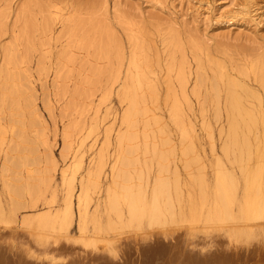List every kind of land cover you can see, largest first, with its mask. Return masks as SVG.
Segmentation results:
<instances>
[{"label": "rangeland", "instance_id": "obj_1", "mask_svg": "<svg viewBox=\"0 0 264 264\" xmlns=\"http://www.w3.org/2000/svg\"><path fill=\"white\" fill-rule=\"evenodd\" d=\"M94 19L114 42L108 58L84 43L90 35L96 42L84 33ZM215 62L225 75L217 80ZM0 71V256L17 264H147L141 254L156 245L169 250L163 263L187 264L195 251L226 259L241 250L192 221L190 209L200 205L202 180L205 213L219 171L235 179V211L245 181L264 187V0H0ZM226 76L254 93L237 89L257 119L239 129L245 141L228 135ZM129 91L140 109L133 128L121 121ZM130 131L133 139L122 138ZM160 182L169 183L176 221L130 220L124 190L149 206ZM113 193L121 213L107 205ZM159 200L164 206L166 196ZM260 221L246 225L264 228Z\"/></svg>", "mask_w": 264, "mask_h": 264}, {"label": "bare ground", "instance_id": "obj_2", "mask_svg": "<svg viewBox=\"0 0 264 264\" xmlns=\"http://www.w3.org/2000/svg\"><path fill=\"white\" fill-rule=\"evenodd\" d=\"M96 21V19H94ZM94 20H92L90 22V30L86 33L85 36H88L89 34L95 33L98 37L96 38V42L94 39H91V35H90V39L89 37L86 39V41H84V43H89L90 41V45L91 46H95L97 47V54L100 56L101 54L105 55V57L108 58V51L109 49L112 47V42L111 41V35L109 30H107L108 27H106V25L103 27L102 24L100 22H94ZM81 22L79 21L78 24H80ZM28 29V28H27ZM27 29H26V33H27ZM88 33V34H87ZM134 36V35H133ZM132 36V37H133ZM137 37V36H136ZM135 36L132 38V45L134 47H139L141 46L139 43V40L136 38ZM86 38V37H84ZM130 38V37H129ZM173 38V37H172ZM111 41V42H110ZM130 42V41H129ZM143 43V42H142ZM141 43V44H142ZM97 45V46H96ZM144 45V44H142ZM118 46V45H117ZM114 48V47H113ZM116 48V47H115ZM144 48V47H143ZM140 49V47L138 48ZM136 49V50H138ZM117 50V48H116ZM145 51V50H144ZM143 51V52H144ZM117 52V51H115ZM135 58V57H134ZM146 59V58H145ZM135 60V59H134ZM129 61V60H128ZM142 64V63H141ZM129 65V64H128ZM146 65V63H145ZM209 65V64H208ZM214 65V64H213ZM130 66V65H129ZM215 66H216V73L212 76L213 80H217L218 78H223L225 75L222 72V66L220 65V63L215 62ZM142 67V66H141ZM214 67V66H213ZM212 67V68H213ZM144 68V67H143ZM210 68V65H209ZM129 69V68H128ZM202 69V68H201ZM212 70V69H211ZM1 72V71H0ZM130 72V71H129ZM132 72V71H131ZM135 72V71H134ZM144 72V70H143ZM200 72V71H199ZM214 72V70H213ZM128 73V71H127ZM131 74V73H130ZM136 73H134L135 75ZM186 74V72H185ZM127 75V74H126ZM139 75V74H138ZM180 75V74H179ZM182 75V74H181ZM130 76V75H129ZM200 83L204 80V76L203 74L198 75ZM131 77V76H130ZM129 77V78H130ZM136 77V75H135ZM140 77V76H139ZM142 77V75H141ZM148 77V76H147ZM263 77V76H262ZM182 78V77H181ZM181 78L180 81L181 82ZM186 77H184L185 79ZM127 78H125L126 80ZM132 79V78H130ZM260 79L261 75H260ZM264 79V77H263ZM138 80V79H137ZM143 80V79H142ZM126 82V81H125ZM133 83V81H131ZM143 82V81H142ZM207 82V80H206ZM139 84H141V81L138 80ZM144 84V83H143ZM182 84H183V80H182ZM132 85V84H131ZM184 85V84H183ZM133 86V85H132ZM142 86V85H140ZM243 86V87H242ZM244 85H241V83H239L238 81L232 79L229 76H226V99H225V111H226V115H227V121H228V125H229V133L228 135H230V138L233 140V142H237L238 140L240 141V139H243L245 141L246 137L244 135H240L239 133V129L240 128H245V127H250V124H257V119L256 117L250 112L249 107L243 102L242 100V95L240 93H238V91L240 90V88H242V91L245 92L246 96H254V93L248 89L247 87H245ZM134 88V87H133ZM239 88V90L237 91V89ZM124 89V87H123ZM128 89V88H127ZM152 89V88H151ZM130 90H131V86H130ZM142 90V89H141ZM134 91L135 88H134ZM133 91V92H134ZM153 91V90H152ZM131 93V91L128 92V96L127 98L129 99V103L131 108L128 110L126 109V112L124 115H122V123L127 122L128 124H131V127L133 128L134 123L132 122V117L135 116V114H139L140 113V109L136 108L138 105L136 104L138 101V97L136 95V93ZM143 93V92H142ZM215 93V92H214ZM119 95V94H118ZM217 95V94H215ZM218 96V95H217ZM137 97V98H136ZM214 97V96H213ZM123 98V96H122ZM126 98V97H125ZM126 98V99H127ZM124 101V100H123ZM144 101V100H143ZM141 104V103H140ZM128 106V104H127ZM139 107V106H138ZM127 108V107H126ZM142 109V108H141ZM139 110V111H138ZM147 110V109H144ZM221 110V109H220ZM98 112V109L95 110V114ZM175 112V110L173 111ZM144 113H147V111H144ZM143 113V114H144ZM136 114V115H137ZM142 114V113H141ZM142 114V115H143ZM174 114V113H172ZM176 114V113H175ZM146 115V114H145ZM177 115H175L176 117ZM178 118V117H176ZM131 129V128H130ZM194 129V128H193ZM135 134V132H134ZM108 135V134H107ZM132 131L129 132V134H126V136H122V138H126V139H133L132 136ZM120 136V135H119ZM132 136V138H131ZM135 136V135H134ZM80 138V137H79ZM107 138V137H106ZM229 138V137H228ZM82 140V138H81ZM124 140V139H123ZM230 140V139H229ZM121 141V137L120 140ZM243 142V141H242ZM118 143V142H117ZM237 144V143H236ZM84 145V144H83ZM239 145V144H238ZM241 145V144H240ZM229 146V145H228ZM237 146V145H235ZM230 148V147H229ZM228 148V149H229ZM236 148V147H235ZM157 149V148H156ZM194 149V148H193ZM242 149V148H241ZM133 148H129L126 149V153L127 154H132ZM154 150V149H153ZM76 151V150H75ZM156 151V150H155ZM195 151V150H194ZM79 152V151H78ZM229 152V151H227ZM197 154V153H196ZM51 155V154H50ZM199 156V155H198ZM51 158V157H50ZM236 159V157H235ZM53 161L55 162V160L53 159ZM56 165V163H55ZM259 168V167H258ZM99 172V171H98ZM65 173V172H63ZM255 175V174H254ZM256 175H260V169L256 172ZM262 175V174H261ZM248 176V175H247ZM98 177V176H97ZM255 177V176H254ZM259 177V176H258ZM66 178V176H65ZM246 178V177H245ZM248 178V177H247ZM246 178V179H247ZM259 179V178H258ZM255 180V179H254ZM83 181V180H82ZM98 181V179L96 180ZM83 183V182H82ZM97 183V182H96ZM255 183H257V181L255 180ZM254 183V184H255ZM167 185H169V183H165V182H160L156 184V187L154 188L153 194H152V198H151V204L149 206H145L143 203H140V198L138 196H133V193L129 192L128 190H124L125 195L127 196V211H128V215L130 220L132 221H138L140 219H142L143 217H146V215H148V217L150 218V222L153 224H161V223H165V222H175L176 221V214L174 213V209H173V205L170 201V196H169V190L167 188ZM200 186V205H196L191 207L190 209V214H191V220L192 221H199L202 220L203 223H206V227H205V231L211 234H214L216 232H223L225 234L224 237H228L231 240H235L237 241V243L241 242V250L237 252V255H233V253L229 254L228 257L222 258V256L218 257L217 255L220 254L217 251L214 250V252H198L195 251V253H193V256H190L189 261H187V264H248V262H250L252 259L256 260L259 257H264V245H263V241H264V228H256V226L254 225L253 228H250L246 225L247 222L250 221H264V187L263 185L259 182L256 187L253 185V183H249L248 180L245 181V185H244V190H243V194H242V201L237 205V209L236 211L234 210V206H235V198L237 197V189L236 188V182L235 179L232 177V175H230L227 172H220L217 175L216 178V182H215V193H214V197H213V202L210 203L205 211V213L203 214V207H205V204L207 203V199H206V192L203 186V181L201 180L199 183ZM69 187V186H68ZM97 187V185H96ZM32 188V189H31ZM101 188V187H99ZM255 188V190H254ZM33 192L34 187L30 186V188ZM108 191V190H107ZM100 192V191H99ZM114 192V190H113ZM176 192H177V188H176ZM31 193V192H30ZM89 194V193H88ZM108 194V193H107ZM161 194H164L166 196V201L164 203V206H162L159 200V197ZM167 194V195H166ZM85 195V194H84ZM80 196V195H79ZM89 196V195H88ZM169 196V197H167ZM73 197V196H72ZM92 198V196H90ZM77 198V197H76ZM90 198V199H91ZM170 198V199H169ZM65 206H66V210L65 213L67 216H64V219L66 220L68 218V220L72 219L73 217V202L71 199V196H66L65 197ZM81 201L82 199L79 197V207H78V214L79 217L82 218L83 220L88 216V211L87 209L84 208V206L82 207L81 205ZM90 202V200H89ZM91 203V202H90ZM107 205L111 206L112 209L114 210H119L120 207L118 208V203H117V198L115 196V193H113L111 195V197L108 198L107 200ZM200 206V208L198 207ZM88 207V206H87ZM197 207L199 208V210L197 209ZM206 208V207H205ZM116 210V212H117ZM61 211V210H60ZM120 211V210H119ZM118 211V212H119ZM97 212V211H96ZM95 212V213H96ZM182 212V210H181ZM180 210L178 211V213H181ZM64 213V214H65ZM91 213V212H90ZM121 213V211L119 212ZM177 213V215H178ZM60 214V213H59ZM92 215V214H91ZM122 216V215H121ZM181 216V215H180ZM58 217V216H57ZM60 217V216H59ZM67 217V218H65ZM185 217V216H184ZM48 218V217H45ZM50 218V216H49ZM89 218V217H88ZM87 218V219H88ZM63 219V220H64ZM46 220V219H45ZM57 220V219H56ZM62 220V221H63ZM86 220V219H85ZM186 220V218H185ZM185 220L183 222H185ZM29 221V220H27ZM31 221V220H30ZM49 221V220H48ZM70 221H68L67 223H69ZM80 221V220H79ZM100 221V220H99ZM129 221V220H128ZM190 221V219H189ZM221 221H229V222H233L235 224H238V226L240 225V227H235L232 229H228L227 230H223V227H221L220 225H218L217 223L221 222ZM42 222V221H41ZM131 222V221H130ZM261 222V221H260ZM24 223V222H23ZM38 223V222H37ZM46 223V221H45ZM57 223V222H56ZM63 223V222H62ZM90 223V222H88ZM87 223V224H88ZM256 223V222H255ZM27 224V223H25ZM39 224V223H38ZM50 224V223H49ZM81 224V223H80ZM85 224V223H84ZM252 224V223H251ZM33 225V224H32ZM37 225V224H36ZM55 225V224H54ZM64 225V224H63ZM86 225V224H85ZM253 225V224H252ZM35 226V225H34ZM39 226V225H38ZM47 226L49 227V225H45V228L47 229ZM62 225H59V228ZM67 226V225H65ZM69 226V225H68ZM95 226V224H94ZM237 226V225H236ZM53 227V226H52ZM56 227V226H54ZM79 227V226H78ZM88 227V225H87ZM204 227V226H203ZM37 228V227H36ZM43 228V227H42ZM84 228V226H83ZM33 229V228H32ZM52 229V228H51ZM54 230V229H53ZM60 230V229H59ZM87 230V229H86ZM56 231V230H55ZM195 231V230H194ZM193 231V232H194ZM227 231V232H225ZM221 232V234H223ZM38 233V232H37ZM99 233V232H97ZM36 234V233H35ZM43 234V233H42ZM45 234V233H44ZM43 234V235H44ZM82 234V232H81ZM84 234V233H83ZM96 234V233H95ZM206 234V233H205ZM210 234V235H211ZM38 235V234H37ZM39 235H41V232L39 233ZM39 235L38 237H36V240H39ZM85 235V234H84ZM83 235V236H84ZM213 236V235H212ZM211 236V237H212ZM43 236H41L40 241L42 240V243H44V239H42ZM47 237V236H46ZM39 238V239H37ZM48 238V237H47ZM85 238V237H84ZM84 238H82L84 240ZM213 238H215L213 236ZM211 238V239H213ZM227 238V240H228ZM49 240V239H47ZM87 240V239H85ZM229 241V240H228ZM239 241V242H238ZM46 242V241H45ZM230 242V241H229ZM87 243V242H86ZM252 243H257V247H251ZM169 247V246H168ZM148 249V248H147ZM167 251H169L168 249H166ZM167 251H162L160 250V248L158 246H154L151 247L149 250H144L141 254L144 258H146L147 260V264H162V260L159 258L161 255L163 257H166L167 255ZM171 251V250H170ZM173 253V252H172ZM179 252L177 251V254ZM191 253V252H190ZM16 254V253H15ZM126 254V253H125ZM180 254V253H179ZM187 251H185V255L186 256ZM128 255V254H127ZM131 255V254H130ZM188 255V254H187ZM124 256V255H123ZM168 256V255H167ZM129 257V256H128ZM182 257V256H181ZM180 257V258H181ZM172 258V257H171ZM170 258V259H171ZM179 258V259H180ZM188 258V256H187ZM26 259V257H25ZM121 259V258H120ZM125 259V258H124ZM21 260V259H20ZM115 260V259H114ZM127 260V259H126ZM252 260V262H253ZM264 260V258H263ZM18 261V260H17ZM38 261V260H37ZM41 261V260H40ZM39 261V262H40ZM120 261V260H119ZM130 261V260H128ZM138 261V260H137ZM144 261V260H143ZM178 261V260H177ZM180 261V260H179ZM43 262V261H42ZM126 262V261H125ZM146 262V261H145ZM181 262V261H180ZM36 263V261H35ZM122 263V262H121ZM260 264V262H256V264ZM0 264H17L16 262H14L11 258L6 257V256H0ZM19 264V263H18ZM22 264V263H21ZM26 264V263H23ZM33 264V263H32ZM41 264V263H40ZM45 264V262H44ZM47 264V263H46ZM50 264V263H49ZM54 264V263H53ZM56 264V263H55ZM104 264H116V263H104ZM123 264H129V263H123ZM133 264V263H131ZM141 264V263H140ZM146 264V263H145ZM163 264H173L171 261H166V263ZM176 264V263H175ZM179 264V262L177 263ZM186 264V263H185ZM253 264V263H252ZM263 264V263H262Z\"/></svg>", "mask_w": 264, "mask_h": 264}]
</instances>
